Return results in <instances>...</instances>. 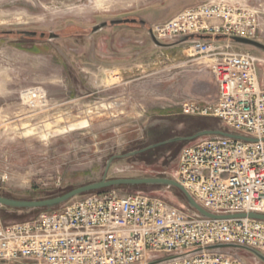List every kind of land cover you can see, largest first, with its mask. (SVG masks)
Instances as JSON below:
<instances>
[{"label":"rangeland","instance_id":"obj_1","mask_svg":"<svg viewBox=\"0 0 264 264\" xmlns=\"http://www.w3.org/2000/svg\"><path fill=\"white\" fill-rule=\"evenodd\" d=\"M215 2L262 10L256 41L264 45V6ZM182 5L183 0H0V195L56 197L100 181L112 156L204 130L239 133L218 117L183 111L189 101H216L213 59L190 51L192 38L157 46L148 33L152 25L133 20L153 6L169 18ZM231 49L262 59L258 74L264 85V48L233 41ZM196 140L117 157L108 179H175L181 151ZM108 192L189 206L180 190L164 185H122ZM91 193L53 208L15 211L0 205V225L32 221ZM223 251L245 264H264L250 249Z\"/></svg>","mask_w":264,"mask_h":264},{"label":"built area","instance_id":"obj_2","mask_svg":"<svg viewBox=\"0 0 264 264\" xmlns=\"http://www.w3.org/2000/svg\"><path fill=\"white\" fill-rule=\"evenodd\" d=\"M259 8L200 3L151 29L159 41L190 35V51L213 59L216 101H189V115L214 116L245 137L206 136L185 146L175 179L215 215L264 214V85L250 52L231 38L257 39ZM221 37V40H215ZM264 255V221L204 217L145 194L91 193L37 219L0 225V261L30 264H245L224 247Z\"/></svg>","mask_w":264,"mask_h":264},{"label":"water","instance_id":"obj_3","mask_svg":"<svg viewBox=\"0 0 264 264\" xmlns=\"http://www.w3.org/2000/svg\"><path fill=\"white\" fill-rule=\"evenodd\" d=\"M103 26L105 24H102ZM153 26V25H152ZM102 27V26H101ZM149 35L151 36L153 42L157 46H165L161 41H159L152 33V29L150 28L148 30ZM192 38L193 40L195 39H200V40H212L213 37L210 36H196V35H190V36H185L183 41ZM223 38L221 37H216L215 40H221ZM231 41H240V42H245L249 44L256 45L258 47L264 48V45L261 44L260 42H257L256 40L253 39H247V38H241V37H233L231 38ZM214 135H219V136H225V137H231V138H236V139H242L246 141H255L256 139L245 137L240 134H235L231 132L224 131L222 129H215V130H204L201 132H198L194 135L191 136H186V137H180V138H175L171 140H167L164 142L160 143H155L152 145H149L145 148H142L137 151H132L129 152L125 155L122 156H112L106 165V170L103 175V178L100 181L85 184L76 188H73L61 195H58L56 197L52 198H47V199H40V200H27V199H16V198H11V197H6L0 195V205L1 206H6V207H11L15 209H20V210H27V209H37V208H53L55 206L61 205L63 203H66L75 197L84 194V193H91L94 191L102 190V189H107V188H112V187H119L122 185H164V186H169V187H175L178 190L182 192L184 195L188 205L193 208L195 211L199 212L200 215L204 217H209V218H219V219H230V218H253V219H258V220H263L264 221V214L260 213H238V214H230V215H215L213 213L208 212L205 210L203 207H201L195 199L192 197V195L187 191V189L179 183L175 179H170V178H165V177H147V178H114V179H108V172L111 168V165L113 161L117 157H131L135 156L137 154L144 153L150 149L157 148L159 146H163L166 144H169L171 142H174L176 140H183V141H194L198 138L204 137V136H214ZM218 247H229L228 245H218ZM253 252H255L262 260H264V255L256 250L250 249Z\"/></svg>","mask_w":264,"mask_h":264},{"label":"crops","instance_id":"obj_4","mask_svg":"<svg viewBox=\"0 0 264 264\" xmlns=\"http://www.w3.org/2000/svg\"><path fill=\"white\" fill-rule=\"evenodd\" d=\"M183 1H184V5H182L178 10H176V12L174 14H172V16H170L169 18H165V17L161 16L163 9H154L156 6H153L151 9H149L148 11L145 12L144 17L139 15V16H137L138 17L137 19H143L146 21V23H149L150 25L164 23V22L172 19L179 12H181L182 10H184L188 7L197 5V4L202 3V2H208V1H214L215 2V0H183ZM226 1L232 2V3H240L242 1H244L247 4L251 3L253 5H258V6L261 5L262 7L264 6V0H226Z\"/></svg>","mask_w":264,"mask_h":264},{"label":"flooded vegetation","instance_id":"obj_5","mask_svg":"<svg viewBox=\"0 0 264 264\" xmlns=\"http://www.w3.org/2000/svg\"><path fill=\"white\" fill-rule=\"evenodd\" d=\"M133 20H136V21H138V19H133ZM133 20H131V21H133ZM128 21V20H127ZM139 21L140 22H142V23H146V21L145 20H143V19H139ZM119 23H121V22H119ZM103 24H105L104 25V27H106V26H108L109 25V23L108 22H104ZM111 24L112 25H117V21H111Z\"/></svg>","mask_w":264,"mask_h":264},{"label":"trees","instance_id":"obj_6","mask_svg":"<svg viewBox=\"0 0 264 264\" xmlns=\"http://www.w3.org/2000/svg\"><path fill=\"white\" fill-rule=\"evenodd\" d=\"M109 188L107 189H102V190H98V191H94V192H97V193H104L108 190ZM4 208H7V209H11V210H20V209H15V208H11V207H6V206H3ZM25 210V209H24ZM5 214V213H4Z\"/></svg>","mask_w":264,"mask_h":264},{"label":"bare ground","instance_id":"obj_7","mask_svg":"<svg viewBox=\"0 0 264 264\" xmlns=\"http://www.w3.org/2000/svg\"><path fill=\"white\" fill-rule=\"evenodd\" d=\"M103 103V102H102ZM105 106V105H104ZM61 120V119H60Z\"/></svg>","mask_w":264,"mask_h":264}]
</instances>
